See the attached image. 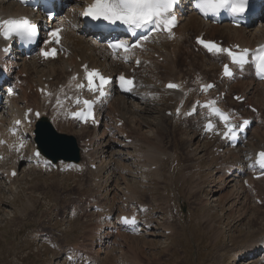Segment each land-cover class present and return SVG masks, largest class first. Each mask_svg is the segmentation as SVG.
Listing matches in <instances>:
<instances>
[{"label": "rangeland", "instance_id": "374dc122", "mask_svg": "<svg viewBox=\"0 0 264 264\" xmlns=\"http://www.w3.org/2000/svg\"><path fill=\"white\" fill-rule=\"evenodd\" d=\"M162 78L165 80L167 77L162 74ZM157 104L161 106L164 101L160 99ZM158 108L151 106L148 116L145 113L144 117L152 121L158 115ZM167 124L170 126V122ZM182 125L173 126V131L180 129L179 137L173 133L162 140V147H158L174 154L177 161L174 171L172 168L168 170L171 160L167 157L163 161L161 179L150 173L142 182L132 161H128L126 166L131 171V178L128 177L129 172L121 170L124 167L118 168L115 173L117 184L121 186L124 172V179L138 192V202L150 207L145 218L153 224L148 231L127 236L128 240L109 239L106 230L94 221L89 207L86 212L80 208V203L92 200L94 194L105 203V198L101 200L103 197L97 189L86 186L85 179L83 186L77 189L76 181L65 178L58 190L59 187L53 186L59 180L57 175L37 174L30 176L28 183H17L14 190L0 185V264H238L232 257L233 250L249 239H260L264 235V213L253 214L251 206L241 204L231 210L232 202L227 196L229 188L224 192L214 191V185L222 174H217L218 162L211 159V152L208 151L212 141L197 138L199 131L195 127L198 132L192 128H181ZM152 129L155 130L153 126ZM261 133L255 139L259 136L264 138ZM175 138H180V141L190 139V146L196 154L186 157ZM150 140L156 142L153 137ZM150 140L142 144L143 151L147 150L149 142L152 147L155 146ZM180 152L184 159L182 169ZM111 157L112 160H119L113 155ZM144 162L143 159L141 164ZM182 175L184 179L180 181ZM42 181L46 183L44 187L40 184ZM35 184L37 187L27 188ZM64 187L73 189L75 195L81 193L79 200ZM115 188L111 183L109 187L103 185L101 190H109V198L110 190ZM132 192L130 196L135 194ZM259 193L264 195V190ZM230 195L235 196L234 193ZM29 199L36 206L31 211H27L31 208L27 206ZM117 201L118 196L113 195V208L118 206ZM68 207H73L75 215L61 218L59 211ZM259 207L264 210V205ZM46 237L51 246H45L40 241ZM243 261L240 264H252V260Z\"/></svg>", "mask_w": 264, "mask_h": 264}, {"label": "bare ground", "instance_id": "6f19581e", "mask_svg": "<svg viewBox=\"0 0 264 264\" xmlns=\"http://www.w3.org/2000/svg\"><path fill=\"white\" fill-rule=\"evenodd\" d=\"M11 12H15L17 15L24 13V11L20 9L16 4L0 0V20L7 19V14ZM201 33H206L208 38L222 41L226 45L233 43L240 44L241 46L255 45L260 40L264 42V23L253 31L232 29L227 26L211 27L210 29H208L206 27H203L202 23L195 16H191L185 19L184 24L181 26V29H178L177 40L172 42L170 45H166L167 43H161L163 45L160 47L152 44L153 49H149L150 52L146 57H144V59L148 61L149 64L147 66H144L142 63L140 67L141 72L139 73V75L142 78L138 83V89L134 92V96L113 97L104 112L106 118L111 119V122H109L108 120V124L110 125L111 129L115 131L118 139L108 137L106 135V131H104L98 133L99 140H94L91 138L88 140L90 146L94 147L95 149L98 148L101 151L100 156L102 158H104L105 160L109 159V161L101 166L98 171L102 170L101 173H103V169L105 168L113 170L120 163L124 165V163H126L125 161L127 160H133L138 164L139 168H143L144 165L140 163L143 158L146 165L156 168L153 174L158 179L162 178L161 158L164 157V155L162 154L161 150L158 149L157 145H160L165 139H168V136L171 135V133H176L178 137L180 135V129L173 131L172 126L171 131L167 127V121L171 118H176V116H180V111L183 109V105L180 101L182 97L188 95L191 90H196L197 94L192 106H194L198 102L202 103V100L199 101V87H197V85L204 84V79L210 80L212 79L213 75H215L216 79L218 77V68L214 64L213 60H210L209 58L207 59V57H205L203 54L194 53V51L191 49V46H188L187 44V40L192 35L198 36ZM64 36V43L66 45L65 53L68 54V58L66 59L58 58L57 60L44 62L42 64H38L34 60L24 61L20 64H10L11 62L9 61V57L6 54H4V60H1L2 57H0V64L7 63L8 65H12L14 70L20 69L17 74L19 76L21 74H25L26 79L29 81L28 82L26 79H22L25 83V88L20 100L16 99L11 102L12 113L19 114L21 111H18V108L22 103H24V106L27 108L32 107L36 109L41 105H44L45 110L47 109V106L43 101L41 102V104L39 103V96L36 92H34V96L31 97L33 105L30 104L28 100V97L30 96L27 97L26 91L31 89L32 85H35V88L43 87V89L49 90L47 102L49 103L51 108L52 118L53 120H55L57 115V107L60 106V100L69 97L72 93L71 80L69 79V75L72 72L76 71L77 67L87 63L90 67L100 68L108 75L118 71L119 68L124 69L123 66L110 61L107 56L102 53V47L100 44H97V41L90 40L87 37L78 36L77 34H74L70 31L64 33ZM163 51L165 52L164 54L161 53ZM155 54L158 55L157 58L155 57ZM159 58H162V61H158L157 59ZM180 58H182L181 61ZM184 65L187 69L183 68ZM162 74L167 77L165 80L162 78ZM175 75L179 76L175 77ZM158 82L162 83L161 86L167 83L176 84L178 85V88H158ZM148 83L150 84V86L148 85ZM44 85H47V87H44ZM229 89H231L232 91H236L235 94L239 95L241 98H245L248 104H254L257 107L264 105V84L259 85L251 81L240 80L235 84L230 85ZM154 94L158 95L160 99L164 101V104L160 106L161 109L159 110L157 117L153 118L152 121H149L144 117L145 113L146 116H148V112L151 111L150 101H147L146 95L154 97ZM206 101H209L208 96ZM229 103L230 102H226V104ZM178 109L179 114L177 113ZM197 111L198 117H195L193 121L186 118V121L190 122V126L195 127L199 132H201L202 125L204 124V119L206 118V113L201 112L199 109ZM46 114H48L47 111ZM117 114L120 115V117L116 120L114 118L117 117ZM108 115L112 116L109 117ZM148 118L151 119V117ZM31 119H33L32 115L30 116V118H27V120H24L25 131H30V133L38 129V126H36L35 129L32 127L33 123ZM120 120L123 121V125L118 128L116 127V125ZM162 122L165 124V126H163ZM51 124H53V126L55 127L54 122H52ZM260 125L261 124L259 122L255 121V126L251 131L252 134H254V132L256 134V132L260 130L262 126ZM152 126L155 128V130L152 129ZM66 127H69L70 129H66ZM57 129H66L70 133L69 135L75 138L77 143L81 140L80 146L82 147H85L87 143H84L81 136H85L86 138H93V134L89 135V130H87L86 133L84 132L85 130L83 131V129L75 132L73 131V127L65 125L62 126L60 124L57 125ZM120 134H126V140L130 139L131 142L127 143L126 140L121 139ZM152 137L154 138V140H156V142H153V139L150 140ZM145 140H150L155 146L152 147L151 143L149 142L147 150L143 146L145 149V151H143L142 144L146 142ZM174 140L179 141V145L181 144L182 152L186 157L194 156L196 154V150L194 148H191L190 146V139H181L180 141V138H175ZM248 141H252V138H248ZM214 147H212V149H209V151L211 152L210 157L214 160L220 161L218 162L220 165L218 168L219 173L225 172V168H223V165L230 163L231 159H234L235 164L238 163V160H241V158L239 157V151L237 153L235 151L227 152L231 153L228 155H224L225 153H223L218 157L219 147H216V153L214 156ZM105 154H107V156ZM111 155H113L114 158H118L119 160H112L113 157H111ZM81 157H88V155L83 153ZM229 157L232 158L227 161ZM229 166L233 167V163H230ZM40 172L41 171H38L33 167L25 168L24 166L21 169V172H18L20 177L18 179H12L9 182V186H5V188L14 190L17 183H19L20 181L22 183H24V181L28 183L31 180V175H35L36 173ZM5 173H8V170H6ZM57 175L59 174L57 173ZM62 175L64 177L56 176L59 179L56 180V182H54L53 184V186H57L56 188L61 186L63 180L67 176H69L68 174ZM87 175L89 178L95 177L94 172L92 171H88ZM100 176L101 175H98L97 177ZM100 180L105 183L109 182L108 178H100ZM4 182L5 180L2 181L3 184ZM40 184L42 185V187L46 185L45 181L40 182ZM31 187L37 186L36 184L27 186L28 189ZM48 188L51 189V187L49 186ZM228 188L229 190L227 192V196L229 199H231L232 211L235 210L234 208L238 204H241V206H243L248 205L251 202L250 196L246 193L245 190H243V196H241V194L237 192L238 189L241 188L237 184V181L235 179L230 180L229 182H223L220 185L215 186L214 191H224ZM230 193L235 194L234 198L232 195H230ZM133 196L130 197L132 198ZM28 201L29 202L27 206H30L31 208H28L27 211H31L36 206H33V203L30 201V199ZM251 208L253 207L251 206ZM246 210L249 211L248 207H246ZM255 212L262 213V208H253V214ZM124 237L126 238V240H128L126 236ZM256 247L257 242H254L252 240L248 244L238 248L233 255H235V257H243L253 252ZM238 262L240 261L238 260Z\"/></svg>", "mask_w": 264, "mask_h": 264}, {"label": "snow or ice", "instance_id": "6c2138e0", "mask_svg": "<svg viewBox=\"0 0 264 264\" xmlns=\"http://www.w3.org/2000/svg\"><path fill=\"white\" fill-rule=\"evenodd\" d=\"M175 3L176 0H94V3L85 9L83 15L85 17H90L94 21L103 20L111 24L119 22L129 29L149 28V26H151V30L153 31L161 30V27H163V31L170 32V29L175 26V18L171 15ZM245 3L246 0H198L197 7L204 14H217L221 9L230 11L233 14H238L245 11ZM60 31V29H57L49 33L50 39H54L57 44L60 42ZM35 32L36 26L27 19H7L0 21V36L5 40L10 39L12 36H17L21 40L31 42L35 37ZM144 39L146 40L147 36H145ZM197 43L202 44L210 53L226 54L230 58L232 64L243 65L247 63L249 56L248 49L234 52L231 49L220 48L215 43L211 42L205 43L202 40H198ZM110 47L113 49L123 48L125 51H128V46L124 42H116L111 44ZM134 47H139V44L134 45ZM238 47L239 46H237V48ZM5 51H7V49H5ZM56 54L55 48L50 51H41L40 53L45 59L49 57L54 58ZM252 59L257 72L260 74L261 78L264 79V46L257 49ZM223 75L231 76L228 65L224 66ZM73 79H75V77H73ZM86 79L89 91H98L101 96L104 95V85L107 83V80L103 76L96 71H86ZM119 79L122 86H131L133 83L131 80H126L123 76L119 77ZM95 80H99L98 87L95 84ZM80 87H83V85H80ZM166 87L169 89H176L178 85L169 83ZM211 87H213V85H207L203 90L206 91ZM125 90H130V87ZM9 94L11 95V92ZM79 102L80 101L77 100V103ZM209 103L214 104L215 102ZM83 104L87 112H78L74 115L86 122L88 119L92 118V101L84 100ZM205 107H209V105H205ZM210 111L218 115L220 120L224 122L227 131H225L223 135L225 138L230 139L234 135V126L228 122V116L221 113L219 109L215 107H212ZM177 113L179 114V109ZM17 123H19V121H17ZM247 123L248 121H244V124ZM212 127L213 125L211 123L205 125L206 130H211ZM37 155L39 154L37 153ZM256 164L259 165L261 169H264V151L257 153ZM12 174L15 175V173ZM122 222L125 224H134L135 217L131 220L122 218Z\"/></svg>", "mask_w": 264, "mask_h": 264}, {"label": "water", "instance_id": "95a60500", "mask_svg": "<svg viewBox=\"0 0 264 264\" xmlns=\"http://www.w3.org/2000/svg\"><path fill=\"white\" fill-rule=\"evenodd\" d=\"M42 150H44V149H42ZM44 153H46V154H49L50 152L49 151H47V150H44ZM53 160H55L56 159V157H55V155L53 154L52 155V157H51Z\"/></svg>", "mask_w": 264, "mask_h": 264}]
</instances>
